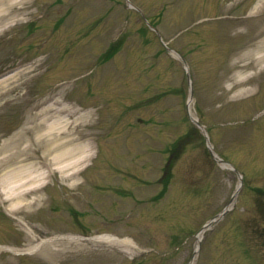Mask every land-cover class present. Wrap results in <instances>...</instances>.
Segmentation results:
<instances>
[{
    "label": "rangeland",
    "instance_id": "374dc122",
    "mask_svg": "<svg viewBox=\"0 0 264 264\" xmlns=\"http://www.w3.org/2000/svg\"><path fill=\"white\" fill-rule=\"evenodd\" d=\"M40 1L42 0H28L27 2L19 0L17 7H26V9L20 12L17 17L13 18L16 15H13L16 13L13 12L0 20V22L6 21L2 25L0 24V72L9 67L8 63L13 61L18 64L26 63L25 67L27 68L20 73H11L8 76L9 79L0 84V147L5 141L18 135L20 129L28 121L29 114L27 115V113L29 111L31 115H37L44 99L48 96L55 97L61 94L58 87H53L44 96H41L42 98L29 108L19 121L17 118H13L10 112L13 108L19 107L16 102L24 92L28 91L27 84L31 83L32 92L38 93L44 88L42 86L48 82L52 73L54 75L62 73L57 75L60 76L59 81L68 82V87L88 85L91 78L98 74L102 75L104 68L96 70L94 67L87 71L88 76H84L85 70H73L68 73L72 68L80 67L83 57L78 58L79 64L75 66V57L71 58L67 64L56 63L52 66V71L49 72L48 67L49 69L51 67L48 64L51 58L50 52L45 46H37L42 37L48 36L57 19L62 17L55 32L50 34L49 40L54 45L62 44L66 36L70 40L74 35L80 34V31L83 30L84 19H89L91 15H94V18H98V22L100 21L98 30L101 34L106 28L111 33L114 29L112 34L102 35L103 39L111 35L110 40L97 38L96 41L95 39L96 51L100 54L104 50L103 43L115 42V38H123L122 41L129 38L128 53L122 51L118 54V52L115 58L117 61L118 59L124 61L126 57H129L133 65L144 66V69L148 68V72L144 70V73L150 81L144 89V93L138 94L137 87H144V73L135 75L138 86L130 88V92L124 89L125 85L122 87L124 78L126 77V80L130 78L127 70L118 71L113 76L110 75V79L118 82L108 83L109 77L104 78L111 85L103 87L99 92L102 95H107V99H111L109 104L110 110L113 109V115L109 117V113L106 111L105 117L111 118L107 129H111L112 135L117 137V140L113 141L114 144L109 140L104 141V154H101L89 165L90 169H87V174L101 185L108 186L112 182H122L129 188L130 196L115 201V207H110L106 211L111 215L110 210L123 209L122 212L125 213L127 217L125 218L129 221L123 220V222L124 224L127 222V225L130 223L131 226L123 227L120 234L130 229L128 233L134 232L140 239L139 241L144 243V246H149L154 241L158 250L144 253L141 251L144 249L140 247L137 249V247L131 246L127 251L122 247H117L122 255L115 254L114 257L110 254L114 253L116 245L108 242L94 239H65L60 247H56V245L44 247L39 249L40 251L38 250L35 255H30L28 258L31 259L25 261L18 257L14 258V263L11 264H30L32 259L42 260L41 258L48 256L50 264H66L68 258L62 256L65 254V250H77L79 246L97 249L96 252L99 254L102 251L109 253L114 264H188L190 259L192 260L195 256L198 244L200 246L198 264H264V235H261L264 233L262 227L264 218L261 215V212L264 214V117L259 120L253 117L256 106L262 107V103H264V72L255 79L256 83L251 86V94L236 97V93L245 83L233 87L241 76H247L254 71L243 69L244 64L254 60L246 53L251 50L255 55L264 53V49L261 48L264 34L243 33L241 30L244 27L234 26L225 19L210 21L207 22V25L202 23V26L199 25L201 27L189 31L182 37L177 35V29H172L173 22H177L180 27H183L181 25L184 24L188 25L189 15L192 16L193 12L201 14L202 17H209L207 14L221 17L223 13L227 12L233 16H243L264 1L182 0V2H178L179 6L182 4L180 7L173 5L168 8L166 4L169 0H94V7L89 9L87 5H84L85 0H47L54 2L52 11L42 22L38 33L30 34L29 32V38L23 42L20 36L25 34V28L20 24L29 20L40 10ZM128 1L134 6L138 5L144 10L147 8L151 11L149 13L152 15L153 21L159 25L157 28L161 30L165 41L171 48L190 53V60L197 73L196 77L192 76V78H195V86H199V89L196 87L198 97L194 98L199 118L208 127L212 144L223 157L234 162L239 172L223 169L217 165L202 132L200 130L196 133L190 131L194 125L188 112L187 102L191 85L187 78V71L178 59L167 56L158 58L155 55L157 48H160L162 44L155 31L147 30L144 33V43L142 44V37L137 29V22L139 23L142 16L134 8H128L126 5ZM17 7L15 5V9ZM68 7V10L71 11L70 15H66ZM2 11L7 12L8 8L3 7ZM19 18L22 19L15 21ZM198 19L196 17V20ZM70 21L78 24L75 27L76 34H72L74 31L71 32L65 27V23H71ZM86 23L90 24V27L85 33L92 32L97 26L94 20ZM20 38L22 42L19 40ZM49 41L46 43L47 45ZM85 46L78 40H74L68 42L67 48H70V53L79 54ZM228 50L229 63L219 71L220 63L225 64L224 60L227 59ZM30 56L33 57L30 58ZM88 57L92 59V57ZM39 62L42 63L38 65ZM113 62L108 65L113 67ZM33 63L35 65L30 66ZM147 64L152 65L149 67ZM122 65H124L123 62ZM45 68L49 73L45 72L46 74L40 75L44 73ZM63 68L67 69L65 73H63ZM37 73L40 76L36 75ZM45 75H47V79ZM216 80H219L218 83ZM212 87L216 88L212 90ZM32 92L26 100L37 98L32 96ZM121 92L122 95H120ZM118 96L122 97L116 100ZM99 103L101 102L99 101ZM137 116L144 118L141 124H137ZM176 116L178 122L173 123L172 120ZM163 119L167 124L161 123ZM103 129H106L105 125ZM100 134L102 133L100 132ZM141 134H144V137H141ZM186 134H190V137L182 139ZM137 139L136 143L134 140ZM144 139L148 143L151 141L158 148L163 147V140L168 142L173 139L174 143L181 140L178 142L177 152H174L172 159H169V153H165L166 151L162 155L146 154L144 156ZM122 143L124 144L122 145ZM129 150L131 152L128 154ZM166 171L170 179L167 190L163 191ZM118 173L124 175H118ZM240 176H242L243 183L239 188ZM55 178L57 179V176ZM69 181L60 179L59 183L67 185ZM66 185L64 186L67 188ZM72 189L74 190L73 187ZM64 193V201L66 200L67 204L74 205L72 202L74 199L77 203L74 206L81 209L87 208L94 199H103L97 196L95 191H92L90 200L88 197H83L81 200L72 198L73 193L70 188ZM161 193H165V195L160 197ZM43 195L45 198L50 197V194L43 193ZM158 196L160 198H157ZM233 196H235L233 208L222 216L223 218L214 224L213 228L208 230L199 242L198 231L208 220L230 204ZM143 198L142 204H138V206L134 204V199ZM114 200L110 197L104 198L100 203L95 204L108 207L107 205ZM135 209L140 210L135 212ZM127 210L131 212L128 213ZM3 212L4 209L0 207V213ZM41 212H47L42 208V204L24 210L21 215L22 222H13V228L6 226L1 218L0 237L4 239L7 237L10 246L18 243V247L14 246L15 250H29L30 246L38 243L42 237L50 233V230L52 233H56L57 230L56 227L49 226L51 219L44 213L42 215ZM109 215L106 216L110 217ZM125 218L120 217V219ZM27 227H31L32 230ZM94 233L96 232H92V234ZM256 237L259 239L257 240ZM57 240L62 241L63 239ZM28 241L35 242L30 244ZM1 251L4 252L0 254V264H9L7 250ZM141 254L142 259L132 260L133 257ZM79 260V264L110 263L104 262L101 258L86 260L81 258Z\"/></svg>",
    "mask_w": 264,
    "mask_h": 264
},
{
    "label": "bare ground",
    "instance_id": "6f19581e",
    "mask_svg": "<svg viewBox=\"0 0 264 264\" xmlns=\"http://www.w3.org/2000/svg\"><path fill=\"white\" fill-rule=\"evenodd\" d=\"M17 2L18 0H0L2 5L0 20L6 17V12H3L2 8L15 9ZM260 10L259 7H255L253 12L260 14ZM3 22L6 21L0 23ZM261 32H264V29ZM261 48L264 49V42ZM248 55L258 62L264 61V53L255 55L250 52ZM251 64V62L246 63L243 68L247 69ZM247 91L249 89H241L240 94ZM194 102V99L189 102L191 113H194ZM49 112L54 113L49 115ZM41 114L40 121L33 120V124L29 123L19 137L4 146L5 151L9 152L10 148L13 151V154L1 158V162L9 163V168L0 175V196L9 202L7 210L10 212L18 210L22 205L38 203L41 200V187L54 171L61 172L63 177L75 176L79 167L81 168L82 161L90 156L86 144L80 143L84 133L75 130L71 126L74 121L69 120L70 117L81 116L75 106L54 101L44 106ZM46 123L47 127L44 130L43 125ZM39 147L43 148V154L35 156L32 150H38ZM20 157L23 158L19 160ZM32 194L35 197L30 198ZM198 237L199 240L203 238L204 231H201ZM97 238L123 243L120 246L125 247H131L128 243H133L128 237H117L112 234L100 235ZM196 258H193L189 264H193Z\"/></svg>",
    "mask_w": 264,
    "mask_h": 264
}]
</instances>
